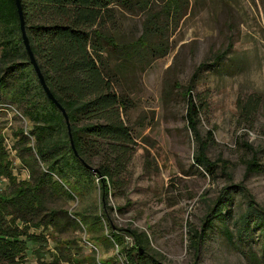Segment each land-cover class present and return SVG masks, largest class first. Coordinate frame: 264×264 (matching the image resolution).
<instances>
[{
	"label": "rangeland",
	"instance_id": "1",
	"mask_svg": "<svg viewBox=\"0 0 264 264\" xmlns=\"http://www.w3.org/2000/svg\"><path fill=\"white\" fill-rule=\"evenodd\" d=\"M104 32L118 45L102 39L109 65L121 63L127 55L135 63L121 71L119 87L128 94L123 119L134 150L109 195L110 204L119 207L111 213V222L122 229L118 232L124 236L123 245L136 246L124 231L136 229L148 239L146 264H152V258L162 264H264L259 230L248 242L235 232L247 192L264 206V170L246 172L245 165L256 150L264 166V0H147L144 9L115 8ZM139 37L140 44L135 41ZM121 44L126 47L121 49ZM222 51L221 60L211 65ZM200 62L210 65L198 71L191 91L197 103L202 101L198 132L208 140L207 155L229 164L227 174L218 168L214 177L193 163L197 145L187 128V101L182 95ZM6 102L0 103L2 146L16 178L27 179L14 145L18 129L29 135L31 122L20 116L22 105ZM32 143L30 138L28 145ZM230 184H240L245 191L231 193L230 216L226 212L231 236L220 220H214L194 250L192 233L201 229L221 188ZM4 191L8 180L0 177V192ZM97 196L98 188L92 187L78 199L59 196L53 202L72 213L88 207ZM30 232L42 233L46 241L29 243L22 264H48L61 252L65 253L58 256L59 264H124L119 247H105L96 239L98 233L83 226L73 228L63 222L59 230L49 225L31 227ZM140 253L145 254L142 249Z\"/></svg>",
	"mask_w": 264,
	"mask_h": 264
},
{
	"label": "trees",
	"instance_id": "2",
	"mask_svg": "<svg viewBox=\"0 0 264 264\" xmlns=\"http://www.w3.org/2000/svg\"><path fill=\"white\" fill-rule=\"evenodd\" d=\"M20 3L30 49L46 85L64 108L69 126L60 109L44 93L29 61L15 1L0 0V103L10 100L22 105L21 116L31 122L29 135L18 129L14 145L28 171L27 179L18 180L13 174L12 161L0 138V175L8 180V191L0 192V264H22L29 243L46 241L42 233L30 232L31 227L50 225L59 230L63 222L98 233L96 239L105 247H119L124 264H146L147 236L136 229H125L136 246H124V236L118 232L122 229L114 228L111 222V213L119 207L109 201L111 187L125 172L134 150L130 128L123 119L129 108L128 94L119 91V87L124 78L121 71L135 63L127 55L121 63L109 65L103 56L102 39L118 46L104 32L115 8L144 9L147 0H20ZM135 41L140 44L143 39ZM134 43L130 45L138 50L139 45ZM122 46L126 47L121 44V49ZM224 54L225 51L216 54L210 64L218 63ZM206 64L210 65L198 64L182 95L187 101V128L197 145L193 163L214 177L218 168L226 172L229 164L226 159H211L207 155L208 140L199 135L197 127L202 101L197 103L191 94L197 73ZM30 138L32 145H28ZM245 165L246 172L264 170L256 150H252ZM92 187L98 188V196L88 207L68 213L54 206L56 197L78 199ZM238 190L244 188L240 184L221 188L201 229L192 233L190 246L194 250L203 242L214 220H220L225 234L231 236L226 221L230 216L231 193ZM246 196V208L235 220V232L248 242L258 229L264 240V206L257 204L248 192ZM141 249L145 254L140 253ZM34 251L41 256L37 249ZM64 253L54 254L48 264H59L58 256ZM63 258L69 259L67 255ZM152 261L162 264L157 259Z\"/></svg>",
	"mask_w": 264,
	"mask_h": 264
},
{
	"label": "water",
	"instance_id": "3",
	"mask_svg": "<svg viewBox=\"0 0 264 264\" xmlns=\"http://www.w3.org/2000/svg\"><path fill=\"white\" fill-rule=\"evenodd\" d=\"M14 1H15V5H16V8H17L18 16H19L21 36H22L23 44H24L25 49H26V51L28 53V56H29V61H30V63L32 64V66L34 68V71H35V73H36V75H37V77L39 79V82H40V84H41V86L43 88L44 93L60 109V111H61V113H62V115H63V117H64V119L66 121L67 126H69L67 114H66L64 108L59 104V102L56 100V98L51 93L49 87L46 85V83H45V81L43 79V76L41 74L40 68L38 67L37 62H36V60H35V58H34V56L32 54V51L30 49V45H29V42H28V38H27V35H26L25 28H24V21H23L22 8H21L20 0H14ZM71 146L73 147L72 140H71Z\"/></svg>",
	"mask_w": 264,
	"mask_h": 264
},
{
	"label": "built area",
	"instance_id": "4",
	"mask_svg": "<svg viewBox=\"0 0 264 264\" xmlns=\"http://www.w3.org/2000/svg\"><path fill=\"white\" fill-rule=\"evenodd\" d=\"M4 106L8 107V108H12V105L11 104H5ZM8 110V109H6ZM10 111V110H9ZM17 113V112H16ZM18 115H20L19 113H17ZM21 116V115H20ZM4 177V176H3Z\"/></svg>",
	"mask_w": 264,
	"mask_h": 264
},
{
	"label": "crops",
	"instance_id": "5",
	"mask_svg": "<svg viewBox=\"0 0 264 264\" xmlns=\"http://www.w3.org/2000/svg\"><path fill=\"white\" fill-rule=\"evenodd\" d=\"M0 177H3L2 175H0Z\"/></svg>",
	"mask_w": 264,
	"mask_h": 264
}]
</instances>
